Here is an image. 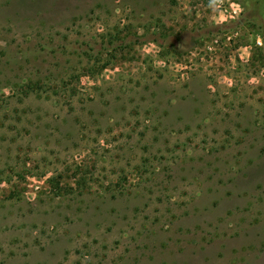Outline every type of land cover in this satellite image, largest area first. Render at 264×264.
Returning <instances> with one entry per match:
<instances>
[{"label":"rangeland","instance_id":"rangeland-1","mask_svg":"<svg viewBox=\"0 0 264 264\" xmlns=\"http://www.w3.org/2000/svg\"><path fill=\"white\" fill-rule=\"evenodd\" d=\"M0 264H264V0H0Z\"/></svg>","mask_w":264,"mask_h":264}]
</instances>
